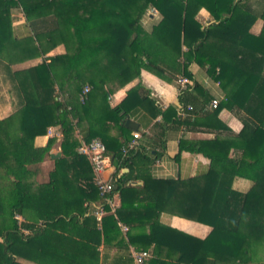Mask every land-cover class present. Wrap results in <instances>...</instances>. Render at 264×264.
<instances>
[{
  "label": "trees",
  "instance_id": "trees-1",
  "mask_svg": "<svg viewBox=\"0 0 264 264\" xmlns=\"http://www.w3.org/2000/svg\"><path fill=\"white\" fill-rule=\"evenodd\" d=\"M250 1L0 0V91L15 98L12 111L0 117V264H98L102 238L122 231L136 251L167 246L169 260L146 264H264V24L259 34L250 31L257 18L264 20V0H255L261 4L256 11ZM149 6L162 15L151 31L141 24ZM201 8L213 22L199 21ZM14 9L29 21L25 38L14 34ZM61 44L64 52L46 56ZM34 58L41 60L12 66ZM194 62L223 88L218 107H209L214 98L193 78ZM143 69L189 80L179 90L180 113L175 106L162 110L142 86L111 105L110 95ZM85 85L91 88L82 99ZM193 90L201 91L199 111L209 122L224 125V107L242 114L239 132L180 139L177 157L184 150L203 153L210 159L206 172L154 176L165 138L158 149L140 144L123 154L133 137L126 126L132 109L160 115L165 132L189 125L198 107L189 97ZM51 126L62 136L37 145ZM77 130L85 141L99 137L116 165L109 195H120V205L112 211L106 204L101 220L92 213L100 194L89 159L78 151ZM56 144L62 154L53 158ZM48 159L53 164L45 169ZM237 178L250 186L236 187ZM163 213L212 231L204 238L185 233L163 223Z\"/></svg>",
  "mask_w": 264,
  "mask_h": 264
},
{
  "label": "crops",
  "instance_id": "crops-1",
  "mask_svg": "<svg viewBox=\"0 0 264 264\" xmlns=\"http://www.w3.org/2000/svg\"><path fill=\"white\" fill-rule=\"evenodd\" d=\"M250 4L252 5V8L254 10H258L261 8V4L258 1L251 0ZM146 14L149 17V20H146ZM146 14H144V16L142 17L141 24L147 30L151 31L153 25L157 24L162 16L157 15V13L152 14L151 11L147 12ZM12 17V26L16 37L25 38L31 34L29 21L27 20V17L23 11H21L20 9H14L12 12ZM198 19L202 24H208L209 22L214 21V18L212 17L210 11L206 8H201L199 10ZM263 24L264 20L261 17L257 18L252 24L250 31L254 34H259L262 31ZM61 48L62 45L57 46L55 49L49 51L46 56L64 52L65 49L61 50ZM40 60L41 58H34L27 59L25 61H17L12 66L16 69L27 68L36 64ZM190 70L195 81L198 82L202 87V91H207L210 95H212V98H218L221 100L224 98L225 92L223 88L220 86L219 82L210 77V75L206 71V68L194 62L190 65ZM178 76L174 75L172 79H167L158 76L149 70L143 69L137 79L126 84L124 87L122 86L121 88L115 90L114 93L110 95L111 105L118 103L124 96L129 94L136 87L142 86L148 90L149 96L158 103L162 110L167 109L169 106H175L179 111L181 103L179 84L177 82ZM0 97V104L5 102V97L12 100L15 99L13 93L8 92V90H1ZM189 97L196 100L195 103L198 105V107L196 108L197 114L193 115V118H191L192 123H190L189 125L182 124L178 128H170L166 132L162 131V128L157 123V121L161 120L160 115L157 117H152L141 107L134 108L130 112V119L139 123V132L141 133L140 142L142 145L149 149H158L160 146L159 143L161 138H165L166 140V149L164 154L154 163L152 167V173L154 174V176L184 178L206 172L210 165V159L203 153L184 150L181 152V155L177 157V154L179 153L180 139H211L216 136L217 129H220L218 131L223 132L229 130L233 132H239L243 127V121L241 119L242 114L225 107L222 108L219 113V118L222 120V122L225 123V127H223L224 125L209 122V120H207V116L203 112L199 111L202 104L201 91L193 90L192 94H189ZM94 102L96 103L97 100H94ZM0 111L3 112L4 109L0 107ZM185 114L186 113H182V115ZM4 115L5 114L1 115L0 117ZM183 117L181 121L184 120ZM53 128L55 127L53 126ZM111 130L112 133H116L115 128H112ZM76 135L79 139H82V136L78 132V130L76 132ZM50 137L51 136H49L48 133L45 135L37 136L35 143L37 145H46ZM59 140L60 139H58L56 142H58ZM59 151H61V148L58 144L54 145L51 149V152L54 153ZM52 164V160L48 159L43 162L42 165L45 169H48L52 166ZM115 169L116 165L112 163V166L105 171L104 176L113 177ZM235 186L241 189H246L250 186V181L243 178H237L235 181ZM115 197L116 201L120 205V195L117 194L115 195ZM84 204L87 205L88 202H85ZM95 205L96 204H94L93 206ZM92 213L93 215H95L94 209L92 210ZM160 219L163 223H166L171 227L200 238L206 237L212 231L211 225L197 222L178 215L163 213ZM98 227L100 230L102 229L100 222L98 224ZM91 228L92 226H90V229ZM123 234H125L123 233V231L118 235H114L111 233L110 236L106 238V240L104 239V237L102 238V241L98 246V250L100 252L99 259L95 260L98 264H136L133 258V252L136 251V248L128 243L127 238H123ZM152 250L153 246H151L149 249L152 255L146 258L144 264H146L147 260L151 258L169 260L167 258L168 248L166 245L159 246L155 252H153ZM85 260H87V262H91L94 259L86 258Z\"/></svg>",
  "mask_w": 264,
  "mask_h": 264
},
{
  "label": "built area",
  "instance_id": "built-area-1",
  "mask_svg": "<svg viewBox=\"0 0 264 264\" xmlns=\"http://www.w3.org/2000/svg\"><path fill=\"white\" fill-rule=\"evenodd\" d=\"M157 10L154 9V13H156ZM177 82L179 84V90L184 89L187 87L189 80L184 77L183 75H180L177 79ZM91 86L86 85L83 90V95H81V98L83 99L85 94L90 90ZM219 99L214 98L209 103L210 108H216L218 107ZM188 109H192V105H188ZM184 114V112H181V114ZM48 135L49 136H56L58 138L61 137V131L57 130L53 127H49L48 129ZM141 133L139 131H133V137L123 146L122 151L123 154H127L130 149L137 148L140 146ZM78 151L84 155L87 156L89 159L94 174H95V183L99 189L100 194V200L98 205L94 209V214L96 215L98 220H101L103 215L107 213V209L105 208L106 204H109L112 211H115L116 208L119 206L118 202L116 201L115 195H109L113 190V183H112V177H105L104 173L105 171L112 166V156L109 153L105 143L98 137L92 138L90 141H85L84 139H81V143L78 147ZM18 219H21L20 215H16ZM124 230L127 229L126 226L123 227ZM25 233L28 232L27 229H23ZM133 255L135 257V261L137 264H144V260L147 256L150 255V252L147 250L142 251H134Z\"/></svg>",
  "mask_w": 264,
  "mask_h": 264
},
{
  "label": "rangeland",
  "instance_id": "rangeland-1",
  "mask_svg": "<svg viewBox=\"0 0 264 264\" xmlns=\"http://www.w3.org/2000/svg\"><path fill=\"white\" fill-rule=\"evenodd\" d=\"M153 9H155V7H153V6H149V8H148V10L146 11V13L147 12H149V11H151V13L152 14H156L157 13V15H159V16H162L161 15V13L159 12V11H157L156 13H154V10ZM157 10V9H156ZM22 11V10H21ZM145 13V14H146ZM145 18H146V20H149V17H148V15L146 14L145 15ZM154 25H156V24H154ZM153 25V26H154ZM62 45V44H61ZM59 49V48H58ZM63 49H65V46L64 45H62V48H61V50H63ZM66 50V49H65ZM64 50V51H65ZM12 102V99H9V98H7V97H5V102H3L2 104H0V107L1 108H3L4 109V111L2 112V111H0V114L1 115H3V114H7L9 111H12V105H13V103H11ZM0 115V116H1ZM17 217V216H16ZM20 217H21V219H23L24 217L22 216V215H20ZM20 220V219H19Z\"/></svg>",
  "mask_w": 264,
  "mask_h": 264
},
{
  "label": "water",
  "instance_id": "water-1",
  "mask_svg": "<svg viewBox=\"0 0 264 264\" xmlns=\"http://www.w3.org/2000/svg\"><path fill=\"white\" fill-rule=\"evenodd\" d=\"M126 126L129 127L130 129H133V130H138V129H139V123L136 122V121H134V120H132V119H127V121H126ZM59 155H61V151L56 152V153L51 152V156H52L53 158H54V157H57V156H59Z\"/></svg>",
  "mask_w": 264,
  "mask_h": 264
}]
</instances>
